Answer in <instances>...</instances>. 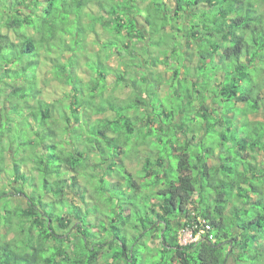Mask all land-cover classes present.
<instances>
[{
	"label": "trees",
	"instance_id": "16d2710c",
	"mask_svg": "<svg viewBox=\"0 0 264 264\" xmlns=\"http://www.w3.org/2000/svg\"><path fill=\"white\" fill-rule=\"evenodd\" d=\"M231 256L264 264V0H0V264Z\"/></svg>",
	"mask_w": 264,
	"mask_h": 264
},
{
	"label": "rangeland",
	"instance_id": "374dc122",
	"mask_svg": "<svg viewBox=\"0 0 264 264\" xmlns=\"http://www.w3.org/2000/svg\"><path fill=\"white\" fill-rule=\"evenodd\" d=\"M4 31H6L5 29H3ZM115 58H113L110 62L111 63H114L115 64V60H114ZM129 77H132V76H129ZM180 82H182V83H185V80L184 79H181V80H178V81H175V83H173V80H172V86L173 87H175V89L179 86V84H180ZM148 86H150V85H148ZM153 87V86H152ZM152 87H148L152 92H153V94L150 96L151 97V99L150 98H148V101H153V103H156V110H157V112H160V111H162L163 110V106L162 105H164L165 107H170L171 105H173V104H175L176 102H177V100H175L173 97H170V99L168 98L167 99V96H168V89H161V88H158L157 90H154L155 89V86L153 87V89H152ZM167 87H168V85H167ZM193 87V85H191V88ZM165 88V87H164ZM128 92V91H127ZM149 97V96H148ZM135 108V109H134ZM133 108V110H137V108L136 107H134ZM143 114V113H142ZM181 116V115H180ZM154 136V135H153ZM155 137V136H154ZM155 139V138H154ZM207 139V141H209V143L212 141V139L210 138V137H207L206 138ZM173 140H175V138L173 139ZM163 144V145H162ZM160 143V144H157L158 146L159 145H162L161 146V148H162V150L164 151L165 150V148H166V140L164 141V143ZM170 147V148H166V154L169 152L170 154H168L169 156H168V159L170 160V163H171V165L172 166H174V167H176L177 166V158L174 156V155H172V146L170 145V144H168L167 145V147ZM129 151H132L133 149H132V145H130L129 147ZM133 152V151H132ZM134 154V153H133ZM16 154H14V156H15ZM93 157L94 158H96V155H93ZM18 158H20V155L18 156ZM138 158H142V155H140ZM7 159V158H6ZM9 159V158H8ZM16 158H14V157H12L11 159H9V161H8V164H10L11 162H12V160H15ZM29 159H31V158H28L27 160H29ZM10 160H11V162H10ZM168 160V161H169ZM4 164H5V162H4ZM32 164H33V161L31 162V166H32ZM138 167H140V166H138ZM95 172H96V168L95 167H91L90 168V170H89V173H92L93 175H95ZM97 175H98V173H97ZM98 177V176H97ZM152 179V178H151ZM147 181H149L150 183H151V180L150 179H148ZM152 191V187H149V188H147V187H144V192H151ZM207 192H211L210 191V189H208L207 190ZM137 196V197H136ZM140 195L138 194V195H135L134 193H133V191H132V189L130 190V194L128 193V194H124V195H122L121 197H122V200L123 199H126V200H130L131 202L133 201V200H135V199H137L138 197H139ZM140 198V197H139ZM138 198V199H139ZM138 202L140 203V205L141 206H143V204H142V201H140V199L138 200ZM229 264H235V260H234V258H233V256H231L230 257V259H229Z\"/></svg>",
	"mask_w": 264,
	"mask_h": 264
},
{
	"label": "built area",
	"instance_id": "2783aa9c",
	"mask_svg": "<svg viewBox=\"0 0 264 264\" xmlns=\"http://www.w3.org/2000/svg\"><path fill=\"white\" fill-rule=\"evenodd\" d=\"M197 220V221H196ZM196 220L184 225L180 230V243L188 245L197 242L203 235H209V238L216 241L213 225L207 219L198 216Z\"/></svg>",
	"mask_w": 264,
	"mask_h": 264
},
{
	"label": "crops",
	"instance_id": "0c3cea01",
	"mask_svg": "<svg viewBox=\"0 0 264 264\" xmlns=\"http://www.w3.org/2000/svg\"><path fill=\"white\" fill-rule=\"evenodd\" d=\"M230 259V258H229ZM236 264V263H235Z\"/></svg>",
	"mask_w": 264,
	"mask_h": 264
}]
</instances>
